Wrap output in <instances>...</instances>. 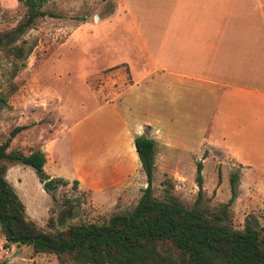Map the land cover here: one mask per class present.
<instances>
[{
  "label": "crops",
  "instance_id": "obj_1",
  "mask_svg": "<svg viewBox=\"0 0 264 264\" xmlns=\"http://www.w3.org/2000/svg\"><path fill=\"white\" fill-rule=\"evenodd\" d=\"M102 2L109 7L104 11L100 1L93 8L96 23L89 25L86 17L72 32L92 34L103 21L108 24L104 35L115 26L130 37L125 59L118 58V50L104 49L98 67L122 64L135 71L133 85L151 76L152 122L145 134L136 121L124 119L115 102L92 105L61 131L25 148L43 153L49 177L76 180V189L88 192L93 206H112L117 196L138 190L144 178L135 136L153 140L154 165L180 162V142L174 139L178 116L186 124H200V140L205 139L200 147L227 153L238 145L264 146V0ZM208 131L215 133V142H206ZM227 154L240 164L238 152Z\"/></svg>",
  "mask_w": 264,
  "mask_h": 264
},
{
  "label": "rangeland",
  "instance_id": "obj_2",
  "mask_svg": "<svg viewBox=\"0 0 264 264\" xmlns=\"http://www.w3.org/2000/svg\"><path fill=\"white\" fill-rule=\"evenodd\" d=\"M100 1L106 11L109 5L102 0H47L43 9L58 16L39 18L23 34L28 41H35L24 66L9 79L8 62L0 60V95L8 89L9 81L16 84V90L0 107V142L15 125H28L27 131L19 132L16 140L10 142L8 151L25 152L31 143L36 144L41 137L45 139L61 131L92 105L106 101L115 102L124 119L136 121V128L148 134L147 125L152 122L151 76L133 85L135 71H129L122 64L98 67L103 64L104 49L118 50V58L125 59L124 46L130 43V37L120 35L115 26L108 31L111 35H104L108 24L103 21L92 34L83 29L72 32L86 17L91 20H88L89 25L92 21L96 23L93 8L99 6ZM23 11L19 2L0 0V29L12 27ZM97 33L102 35L97 36ZM184 118L177 117L174 132L175 142L181 144L176 143L180 162L153 166L152 196L162 199L173 195L183 206H192L196 197L195 163L200 159L203 193L199 207L210 213L218 211L231 196L229 178L234 173L237 176L234 193L227 207L231 223L235 228H242L248 220L264 234V146L256 142L255 147H234L233 151L239 154V164L227 154L233 152L230 149L226 153L223 148L200 147L205 141L200 140V124H186ZM207 133L206 142H215V133ZM203 150L206 157L201 159ZM7 169L6 180L20 196L26 217L49 232L72 223H98L114 213H124L134 205L145 185L142 186L144 178L139 179L138 190L129 196H117L112 206L105 203V207L99 208L92 205L88 192L72 188L71 181L44 192L30 166L11 163ZM48 219L51 228L46 224ZM3 243L0 232L2 264H58L54 254L32 253L28 245L7 244L5 247Z\"/></svg>",
  "mask_w": 264,
  "mask_h": 264
},
{
  "label": "trees",
  "instance_id": "obj_3",
  "mask_svg": "<svg viewBox=\"0 0 264 264\" xmlns=\"http://www.w3.org/2000/svg\"><path fill=\"white\" fill-rule=\"evenodd\" d=\"M16 1L24 7L22 16L12 27L0 29V60L8 62L9 79L35 47V41L22 37L26 30L41 17L58 16L43 9L47 0ZM8 86L0 95V107L16 90L15 83L9 81ZM25 128L15 125L0 142V232L5 247L28 245L32 253L54 254L58 264H264V234L248 220L242 228H235L227 212L236 174L229 178L230 198L213 213L199 207L203 193L200 159L195 163L192 206H183L173 195L157 199L151 194L153 140L143 135L135 136L133 144L146 184L128 211L98 223H72L64 229L44 231L26 217L23 203L6 180L8 164L30 166L45 192L67 181L44 172L45 157L40 150H7L12 138ZM204 157L205 150L201 159ZM76 184L71 181L72 188ZM46 224L51 228L49 219Z\"/></svg>",
  "mask_w": 264,
  "mask_h": 264
},
{
  "label": "water",
  "instance_id": "obj_4",
  "mask_svg": "<svg viewBox=\"0 0 264 264\" xmlns=\"http://www.w3.org/2000/svg\"><path fill=\"white\" fill-rule=\"evenodd\" d=\"M146 184V183H145Z\"/></svg>",
  "mask_w": 264,
  "mask_h": 264
}]
</instances>
